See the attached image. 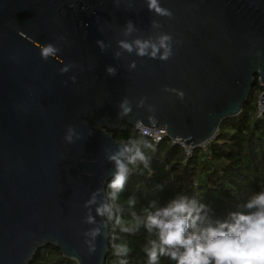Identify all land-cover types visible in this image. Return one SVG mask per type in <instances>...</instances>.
<instances>
[{
	"label": "water",
	"instance_id": "1",
	"mask_svg": "<svg viewBox=\"0 0 264 264\" xmlns=\"http://www.w3.org/2000/svg\"><path fill=\"white\" fill-rule=\"evenodd\" d=\"M160 3L171 18L150 12L146 0H0V264H29L47 245L76 264H104L109 231L95 209L113 177L106 156L121 143L108 129L164 126L169 139L198 147L241 111L255 76L264 83V0ZM128 20L138 31L124 36ZM153 20L163 27L152 28ZM160 32L174 41L167 61L117 44ZM47 43L60 51L44 60ZM125 97L132 112L120 119ZM259 99L264 104V91ZM69 126L79 137L72 143ZM98 189L90 206L96 223L86 224L85 202ZM97 226L102 234L89 254L83 233Z\"/></svg>",
	"mask_w": 264,
	"mask_h": 264
},
{
	"label": "trees",
	"instance_id": "2",
	"mask_svg": "<svg viewBox=\"0 0 264 264\" xmlns=\"http://www.w3.org/2000/svg\"><path fill=\"white\" fill-rule=\"evenodd\" d=\"M262 90L255 76L241 111L224 118L205 147H192L189 155L168 137L154 142L127 122L117 129H108L118 141L147 139L154 149H145L150 157L149 168L129 165L131 173L125 189L116 201H107L112 204L113 212L121 216L126 225H131L133 213L144 220L145 209L154 211L181 194L206 205L207 214L213 221L227 219L230 212L241 210L249 195L264 184V111L257 115L258 95ZM107 184L106 196L109 191ZM130 198L135 200L134 205H129ZM104 218L109 231L104 264H120L121 260H126L127 264H147L145 249L151 246V240L157 239L155 234H149L142 225L132 233H125L113 221ZM112 243H126L129 254L113 255ZM29 264L76 262L64 257L56 246L47 245L32 257ZM159 264L175 262L162 257Z\"/></svg>",
	"mask_w": 264,
	"mask_h": 264
},
{
	"label": "clouds",
	"instance_id": "3",
	"mask_svg": "<svg viewBox=\"0 0 264 264\" xmlns=\"http://www.w3.org/2000/svg\"><path fill=\"white\" fill-rule=\"evenodd\" d=\"M146 3L148 10L157 16L171 18L173 15L171 10L161 6L160 0H146ZM151 27L162 28L163 25L153 20ZM134 31H138L134 23L131 20L126 21L123 35L129 36ZM173 43V37L165 32H160L154 38L137 37L131 41L126 39L117 41L122 52L161 61H167L172 57ZM97 44L102 51L106 47L103 41L98 40ZM59 51L56 45L47 43L40 48V56L48 60L55 58ZM120 55L121 52L115 53L116 58ZM69 67L72 65L61 68V73H66ZM129 68L135 69L136 62L132 61ZM106 72L110 76L116 75V69L112 66H109ZM71 79L75 82L76 78ZM164 90L177 92L180 98H183V93L176 89ZM144 106L145 99L141 98L137 107ZM118 108L120 119L132 112L131 102L126 97L121 100ZM148 111L155 110L148 105ZM148 119L154 121L153 116H149ZM74 137L79 138L75 129L69 126L65 140L72 143ZM145 149H153V145L147 139H129L127 142L118 143L116 150L107 154L106 159L114 165L113 177L107 184L109 190L107 201H116L119 193L125 189L131 173L129 165L139 164L146 169L150 167V157ZM99 194L98 189L85 202L84 207L89 209L84 216L86 224L96 223L90 206L97 204ZM107 201L98 204L95 209L97 216L107 217L109 221L119 226L122 232L132 233L142 225L149 234H155L157 237L151 240V246L145 249L147 264H159L162 257H167L175 264H264V184L249 195L241 210L230 212L227 219L216 221L209 218L206 205L182 194L170 199L165 206L154 211L145 209L144 220L133 213L131 225H126L122 217L113 212L112 204ZM128 203L134 205L135 200L130 198ZM101 234L100 226L83 233L89 254L95 253V241ZM112 239L115 240V237L113 236ZM111 248L115 256H126L130 252L126 243H112ZM120 264H127V261L121 260Z\"/></svg>",
	"mask_w": 264,
	"mask_h": 264
},
{
	"label": "built area",
	"instance_id": "4",
	"mask_svg": "<svg viewBox=\"0 0 264 264\" xmlns=\"http://www.w3.org/2000/svg\"><path fill=\"white\" fill-rule=\"evenodd\" d=\"M259 84L262 86L264 91V83H261L259 81ZM261 91V93H262ZM260 93V94H261ZM260 94L258 95V101H257V115L260 116L262 112L264 111V104L261 103L260 101ZM135 128L143 135L149 137L152 139L154 142L160 141L164 136H166V129L164 126H156L153 128L147 127L145 125H142L140 123H136ZM171 142L180 144L186 151V153L189 155L190 154V149L192 148L191 146H187L184 144L183 140L181 139H170ZM201 146V145H200ZM204 147V146H201Z\"/></svg>",
	"mask_w": 264,
	"mask_h": 264
},
{
	"label": "rangeland",
	"instance_id": "5",
	"mask_svg": "<svg viewBox=\"0 0 264 264\" xmlns=\"http://www.w3.org/2000/svg\"><path fill=\"white\" fill-rule=\"evenodd\" d=\"M212 138H213V137H212ZM212 138H210V139H212ZM210 139H209V140H210ZM209 140H207V141H209ZM207 141H206V142H207ZM206 142H204V143H202V144H200V145L205 147V143H206Z\"/></svg>",
	"mask_w": 264,
	"mask_h": 264
},
{
	"label": "bare ground",
	"instance_id": "6",
	"mask_svg": "<svg viewBox=\"0 0 264 264\" xmlns=\"http://www.w3.org/2000/svg\"><path fill=\"white\" fill-rule=\"evenodd\" d=\"M204 143V142H203ZM202 144V143H201Z\"/></svg>",
	"mask_w": 264,
	"mask_h": 264
}]
</instances>
